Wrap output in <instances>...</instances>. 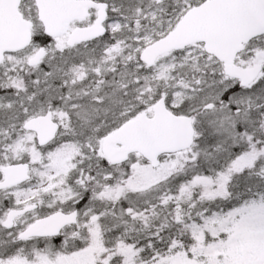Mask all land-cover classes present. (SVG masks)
Instances as JSON below:
<instances>
[{"label": "snow or ice", "instance_id": "6c2138e0", "mask_svg": "<svg viewBox=\"0 0 264 264\" xmlns=\"http://www.w3.org/2000/svg\"><path fill=\"white\" fill-rule=\"evenodd\" d=\"M0 264H264V0H0Z\"/></svg>", "mask_w": 264, "mask_h": 264}]
</instances>
